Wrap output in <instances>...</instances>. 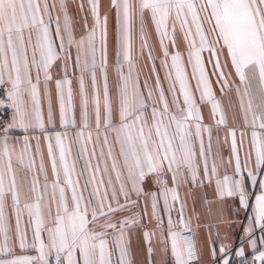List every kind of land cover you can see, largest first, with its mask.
<instances>
[{
  "label": "snow or ice",
  "instance_id": "6c2138e0",
  "mask_svg": "<svg viewBox=\"0 0 264 264\" xmlns=\"http://www.w3.org/2000/svg\"><path fill=\"white\" fill-rule=\"evenodd\" d=\"M194 188L243 225L235 261ZM202 226L208 264H264V0H0V264H133L132 229L148 264L157 234L163 264H201Z\"/></svg>",
  "mask_w": 264,
  "mask_h": 264
},
{
  "label": "crops",
  "instance_id": "0c3cea01",
  "mask_svg": "<svg viewBox=\"0 0 264 264\" xmlns=\"http://www.w3.org/2000/svg\"><path fill=\"white\" fill-rule=\"evenodd\" d=\"M101 3V14L103 15L105 12H108L110 7V0H100ZM70 10L73 12L75 20L79 21V24L77 26V36H79L80 32L83 31V19L80 14L77 13L76 8L70 4ZM179 39V34H177ZM150 43L156 44V36L153 33ZM114 44H115V24H114V12L109 13V84L110 87L115 90V73L112 70L111 65L114 62ZM181 49H183V45L181 44ZM146 60V57H145ZM141 65L143 66V61L141 62ZM157 69L159 71V62L157 61ZM145 72L150 71L149 69H145ZM161 78H163V72L160 71ZM53 88V94H54V84L52 85ZM217 95L219 96V92L217 91ZM225 110L228 117V123L229 126H232V117L233 112H235L237 121H240L239 117V106L238 102L235 99V96L232 95V107L230 108L228 106V97H222ZM202 114L204 117L205 123H212V119L209 112L208 106H202ZM57 124L59 123L58 114L56 117ZM215 130L213 131V145L215 147ZM223 133H221V136ZM225 155H227V152H225ZM146 188L152 189L153 185L151 181H146L145 184ZM185 192H187V189H181V194L183 195ZM207 201H213L212 203H207ZM231 202L229 201L228 204ZM143 208V202H141L139 209L142 210ZM224 209L223 217H221V209ZM194 210V211H193ZM150 208H149V217L145 218V223L147 224V227L149 229H152L154 227V222L150 220ZM186 215L193 217V226H195L196 220L195 216L198 215L200 218L201 225L204 224H211L215 225L211 229L213 239L217 240L216 248L218 250L219 243L226 242L231 243L233 246V254L230 257L233 261H235L237 258L234 256V250L235 248L239 247V241L240 237L242 235V228L243 225L241 224H234L229 226L226 223H221V220H227L229 218H235L232 216V213L230 210L225 207V205L221 204L218 201L214 200V193L211 189H201V188H194L192 191V196L188 198L187 200V209H186ZM167 220V217L165 216V222ZM219 231L220 236L219 238L216 237V232ZM208 233L209 229L205 227H201L197 235L195 236V240L197 243V247L201 252V264H208V262L211 259V249L208 244ZM227 235V240H224V237ZM130 236V250H131V257L133 264H148V253H147V245L144 241L143 237V230L142 229H132L129 233ZM153 246L156 249L153 260L156 262V264H163V261L165 260V256L163 253L160 252L161 245L158 242V234L157 238L153 240ZM246 256L250 259L251 257V251L246 247ZM170 259V257H169ZM259 264V262H257Z\"/></svg>",
  "mask_w": 264,
  "mask_h": 264
}]
</instances>
